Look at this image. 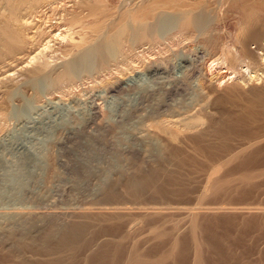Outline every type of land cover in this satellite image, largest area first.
<instances>
[{"label":"rangeland","instance_id":"obj_1","mask_svg":"<svg viewBox=\"0 0 264 264\" xmlns=\"http://www.w3.org/2000/svg\"><path fill=\"white\" fill-rule=\"evenodd\" d=\"M91 1L99 0H40L34 8L24 6L19 23L23 49L0 60V264H48L57 259L91 264V256L111 252L118 244L120 259L106 258L104 252L103 261L95 263L125 264L124 257L133 251L150 259L169 253L164 264H194L195 256L200 264H264V119L246 125L232 120L264 90V0H235L253 14L249 17H240L231 0H222L210 7V19L200 32L183 26L188 11L203 0H105V13L96 18L78 5ZM2 14L7 13L0 8ZM71 14L78 15L83 26L69 31L63 20ZM140 27L150 32H139ZM240 29L247 35L261 34L247 47L257 64L249 65L241 53ZM82 37L86 39L80 41ZM101 42L106 58L95 59L92 53L88 58ZM228 60L238 61L227 66ZM37 64L45 66L44 71L34 75L31 67ZM51 119L57 125H51ZM37 122H43L38 131L33 128ZM219 128H226L228 135L220 136ZM155 138L166 150L161 157L149 151L148 143ZM19 141L34 159L32 164L16 149ZM114 153L121 172L111 173L115 186L120 183L113 196L100 185ZM142 173L151 176V182L145 191L129 194L123 181ZM246 173L253 174L252 179L239 181ZM28 174L39 176L31 180ZM210 177L229 183L213 193L207 188ZM109 207L136 212L124 215V227L117 232L94 221L97 218L82 217L88 210ZM154 208L161 213L146 219L138 215ZM193 213H199L194 233L198 249L190 229ZM134 217L140 220L136 223ZM152 223L169 238H156ZM77 224L87 227L77 251L47 253L56 238L42 239L52 226ZM120 235L126 237L121 241ZM175 237L181 249L171 254L168 242Z\"/></svg>","mask_w":264,"mask_h":264},{"label":"bare ground","instance_id":"obj_2","mask_svg":"<svg viewBox=\"0 0 264 264\" xmlns=\"http://www.w3.org/2000/svg\"><path fill=\"white\" fill-rule=\"evenodd\" d=\"M40 0H0V8H1V10L2 9H4V11H5V13H7L6 15H4V14H2V15H0L1 17H0V60L2 59H4V60H6V59H8L11 55H16V54H18V53H20V51H22V49H23V47H22V45H23V41H22V38H21V35H22V32H23V30H22V28L23 27H21L20 26V20H21V18H22V16H21V14H20V11L23 9V7L24 6H28L29 8H34L37 4H38V2H39ZM105 0H99L98 2L96 1V3H95V1L93 2V1H91V2H89V3H82V6L80 5L81 4V2L78 4L80 7H81V10H83V9H85V10H87L88 12V16L89 17H97V16H99V15H101V14H104L105 12H104V10H101V9H103L101 6H103V7H105L106 5H104V2ZM175 1V0H174ZM192 1V0H191ZM195 1V0H194ZM221 1L222 0H203V2L200 4V3H198L199 5H195V6H193L192 8H191V11L189 12L188 11V13L186 14V16H185V20H184V26H183V28L185 27H187L188 25H190L193 29H194V31L195 32H200L206 25H207V23H208V21H209V19H210V7L211 6H213V5H216V7L217 6H219L220 4H221ZM226 1V0H225ZM234 2H236L235 0H231L230 1V3H231V8H233L232 10L236 13V14H238V15H240V17L241 16H243V17H249V16H251V15H253L251 12H250V14H249V12L248 13H246V11L243 9V8H240V6H238L239 4H234ZM238 2V1H237ZM103 4V5H100V4ZM230 5V4H229ZM251 5H253V4H251ZM179 6V5H178ZM79 7V8H80ZM107 7V6H106ZM194 8V10H192ZM219 8V7H218ZM252 8V7H251ZM250 7H249V9H251ZM254 9V8H253ZM107 9L105 8V11H106ZM214 10V9H213ZM221 11V10H220ZM231 11V10H230ZM250 11V10H249ZM253 13H254V11H253ZM72 15V14H71ZM102 16V15H101ZM150 16V15H149ZM64 22H66V25H67V28L69 29V31H70V29L71 28H73L74 26H76V25H80L81 24V27L83 26L82 25V23H81V19L79 18V16L78 15H72L71 17H70V19H68V20H63ZM83 22V21H82ZM140 23V22H139ZM65 25V24H64ZM140 25H142V24H140ZM177 26V25H176ZM247 25L246 24H243L242 25V27H246ZM80 27V26H79ZM86 27V26H85ZM88 27V26H87ZM142 27V26H141ZM138 28V31L140 32H142V30H143V32L144 31H146L147 33L148 32H150V30H148V28ZM66 28V29H67ZM88 28H90V30H92L93 28L92 27H88ZM67 29V30H68ZM87 29V28H86ZM192 29V30H193ZM94 30V31H93ZM92 30V33L94 32V33H96L98 30H95V29H93ZM191 30V31H192ZM138 31H136L135 30V34L134 35H136V34H138L137 32ZM245 31V30H244ZM99 32V31H98ZM142 32V33H143ZM72 33H74V32H72ZM120 33V32H119ZM117 34V36H121V33L120 34ZM125 33V32H124ZM78 34V33H77ZM86 34V33H85ZM103 34V33H102ZM133 34V33H132ZM185 35V34H184ZM69 36V35H68ZM73 36V35H72ZM71 36V37H72ZM79 36V35H78ZM137 36V35H136ZM149 36V35H148ZM71 37H68V38H70V42L72 43V38ZM100 37V36H99ZM116 37V36H115ZM128 37V36H127ZM66 37L65 36H63L62 37V39H65ZM237 38H238V41H239V45H240V48H241V50L243 51V52H241V53H243V55H246L249 59H252L253 58V55L247 50V47H248V45H249V43H251V42H257L260 38H261V34H256V35H253V34H250V35H247L245 32H242L241 31V29H240V31H239V33L237 34ZM80 39V38H79ZM86 39V38H85ZM83 37L80 39V41H83V40H85ZM99 39V38H98ZM113 39H115V38H112V40ZM117 39H119V37L117 38ZM102 40V39H101ZM140 40V39H139ZM104 41V40H103ZM69 42V41H68ZM69 42V43H70ZM97 42V41H96ZM99 42V41H98ZM73 43H74V41H73ZM86 43V42H85ZM96 44V43H95ZM49 45V44H48ZM72 45V44H71ZM94 45V44H93ZM73 47H75V45H72ZM112 46V45H111ZM48 47V46H47ZM47 47H46V49H47ZM131 48V47H130ZM49 49V48H48ZM91 50V49H90ZM64 52V51H63ZM63 52H61V54L63 53ZM68 53H70L69 52V50H67V51H65L64 52V56H67L68 55ZM93 54L94 55V57H95V59H98V60H104L106 57H105V46H103V44H102V42L101 43H98V45L95 47V49L94 50H92V52L90 51V53H88L86 56H88V58H89V56H90V54ZM91 54V56H93ZM70 55V54H69ZM84 55V54H83ZM44 56V55H43ZM245 56V57H246ZM40 57V56H39ZM38 57V58H39ZM73 57V56H72ZM94 57H92V58H94ZM64 58V57H63ZM69 58V57H68ZM74 58V57H73ZM86 59H87V57H85ZM115 58V57H114ZM248 58H246V61H247V63L248 62H252L253 64L254 63H256V61L255 60H249ZM255 58V57H254ZM71 59V58H70ZM75 59H78V58H75ZM32 60H37V58L35 57L34 59H32ZM82 60V59H81ZM73 61V60H72ZM194 61V60H193ZM229 61V64H227V66H231V64H232V66H233V62L234 63H236L237 61L236 60H228ZM90 62V61H89ZM239 63V62H238ZM242 63H244V62H242ZM259 63V62H258ZM249 65H252V64H250V63H248ZM257 64V63H256ZM255 64V65H256ZM43 66V65H42ZM42 66H41V64L40 65H38L37 64V66L36 67H34V68H32L31 67V73H33L34 75H35V73H39V72H42V70L44 71V69L42 68ZM75 66V65H74ZM261 66V65H260ZM43 67H45V66H43ZM257 67H259V66H257ZM61 68V67H60ZM70 68V67H69ZM69 68H67L66 70H68ZM72 69H74V67L72 68ZM105 69V68H104ZM189 69V68H188ZM229 69V68H228ZM53 70V69H52ZM62 70V69H61ZM68 71H72V70H68ZM68 71H66L65 73H67ZM63 72V71H62ZM68 74V73H67ZM34 75H33V77H34ZM64 75V74H63ZM64 77V76H63ZM27 78V77H26ZM32 78V77H31ZM60 79V78H59ZM61 81V80H60ZM29 83V82H28ZM32 83V82H31ZM60 84V83H59ZM2 85V84H1ZM24 85V84H23ZM256 94H258L257 96H256V98H255V100L253 101V100H251V101H253V103L251 102V104H247V106L245 105V107H244V112H243V110H242V112L243 113H241L239 116H235L236 118L234 119H232V120H234V123L236 124L237 123V125L238 124H242V123H248V122H254V121H256V119L259 117L260 119L261 118H263L264 119V90L263 91H260V92H258V93H256ZM44 97V96H43ZM249 103H250V101H249ZM92 106V105H91ZM54 113V112H53ZM23 115H25L26 117V119L28 118L27 117V115L25 114V113H23ZM52 116H53V114H52ZM56 116V115H55ZM14 117V116H13ZM49 117H51V116H49ZM55 119H56V117H54ZM50 119V118H49ZM58 119V118H57ZM57 119H56V122H58L57 121ZM62 119V118H61ZM16 120V119H15ZM44 120H46V119H44ZM43 120V121H44ZM47 120H48V118H47ZM258 120V119H257ZM28 121V120H27ZM49 123H51V125H53V124H56L55 123V121H52V119L51 120H49L48 121ZM59 122H61V120L59 121ZM44 123H46V121L44 122ZM53 123V124H52ZM63 123V122H62ZM62 123H58V127L60 126V128L63 126V124ZM43 124V122H37V123H35V124H33L34 125V129L36 130L37 128H39V126L41 127V125ZM234 124V125H235ZM57 125V124H56ZM246 125V124H245ZM50 126V125H49ZM55 126V125H54ZM240 126H242V125H240ZM29 127V126H28ZM51 127V126H50ZM49 127V128H50ZM56 127V126H55ZM222 127V126H221ZM229 127H231V125L229 126ZM229 127H228V129H229ZM46 127H44V129H45ZM64 128V127H63ZM233 128V127H232ZM23 129V128H22ZM39 129H42V128H39ZM43 129V130H44ZM47 129V128H46ZM53 129H54V127H53ZM55 129H58L59 131H62V130H60L59 128H55ZM231 129V128H230ZM229 129V130H230ZM26 130V129H25ZM31 130H32V128H31ZM34 130V131H35ZM48 130V129H47ZM51 130V129H50ZM68 130V129H67ZM74 130V129H73ZM234 130V129H233ZM36 131H38V130H36ZM45 131V130H44ZM63 131H64V129H63ZM228 130L225 128V130L222 128H219L218 129V133H219V135L220 136H227L228 135V132H234V131H232V129L230 130V131H228ZM26 132V131H25ZM24 132V133H25ZM28 132V131H27ZM30 132V131H29ZM33 132V131H32ZM65 132V131H64ZM64 132H63V134H64ZM69 132H71V130H69ZM68 132V133H69ZM37 133V132H36ZM47 133V131L45 132V134ZM54 133V132H53ZM61 133V132H60ZM67 133V134H68ZM229 133V134H230ZM65 134H66V132H65ZM25 135V134H24ZM47 135V134H46ZM50 135V134H49ZM69 135H71V134H69ZM72 135H73V133H72ZM161 135V134H160ZM26 136V135H25ZM24 136V137H25ZM66 136V135H65ZM154 136V135H153ZM64 137V136H63ZM72 137V136H71ZM74 137V136H73ZM19 138V137H18ZM65 138V137H64ZM152 137H150V139H151ZM154 138V137H153ZM225 137H223V139H224ZM67 139V138H66ZM149 139V138H148ZM167 139V138H166ZM179 139V138H178ZM16 140V139H15ZM24 140V139H23ZM22 140V141H23ZM69 140V139H68ZM156 140V138L154 139V140H151V141H149V147H150V150L149 151H151L152 153H154L155 155H157L158 157H161L162 155H163V153H164V151L166 152V150H164L163 151V149H162V146H159V144H158V142L157 141H155ZM55 141H57V140H55ZM134 141H136V139L134 140ZM146 141V140H145ZM144 141V142H145ZM18 142V141H17ZM138 142V141H137ZM51 143V142H50ZM55 143V142H54ZM136 143V142H135ZM139 143V142H138ZM169 143V142H168ZM132 145H133V143H131ZM200 144V143H199ZM13 145V144H12ZM64 145V144H63ZM128 145V144H127ZM136 145V144H135ZM139 145V144H138ZM164 145V144H163ZM15 146H16V149L17 150H21L22 151V153H24V156L26 157V160L28 161V162H30L31 164L34 162V159L28 154V153H26L27 151H28V149H27V151H26V149L24 148V144H22L20 141H19V143H16L15 144ZM56 146H58L57 144H56ZM66 146V145H65ZM125 146V145H124ZM134 146V145H133ZM145 146V145H144ZM148 146V145H147ZM168 146H169V144H168ZM179 146V145H178ZM205 146V145H204ZM8 147H12V146H9L8 145ZM7 147V148H8ZM64 147V146H63ZM149 147H147L146 149H148ZM65 148V147H64ZM133 148V147H132ZM166 148V147H165ZM169 148V147H168ZM208 149H209V147H207ZM206 148V149H207ZM1 149V148H0ZM4 149V148H3ZM13 149V148H12ZM92 149V148H91ZM90 149V151H91V153H92V155H93V151ZM119 149V148H118ZM144 149V148H143ZM172 149V148H171ZM205 149V148H204ZM140 150V149H139ZM169 150V149H168ZM175 150V149H174ZM12 151V150H11ZM21 151H19V153L21 152ZM173 151V150H172ZM171 151V152H172ZM206 151V150H205ZM95 152V151H94ZM148 152V151H147ZM146 152V153H147ZM168 152V151H167ZM171 152H169V153H171ZM178 152V151H177ZM201 152V151H200ZM15 153V152H14ZM18 153V152H17ZM21 153V154H22ZM174 153H175V151H174ZM173 153V154H174ZM90 154V153H89ZM137 154V153H136ZM201 154V153H200ZM23 155V154H22ZM120 155H122V153L120 154ZM124 155V154H123ZM98 156V155H97ZM136 156V155H135ZM168 156H169V154H168ZM179 156V155H178ZM96 157V156H95ZM157 157V158H158ZM172 157V156H171ZM123 158V157H122ZM181 158V157H180ZM59 159V158H58ZM86 159V158H85ZM173 159V158H172ZM176 159V158H175ZM233 159V158H232ZM91 160V159H90ZM104 160V159H103ZM112 160H113V163L109 166V169L106 171V174H105V176H104V178H103V181H102V184L100 185V187L101 188H104L105 190H107L110 194H112L113 196H114V188L115 187H117L118 185H120V183H118V185L117 186H115L116 184V182L115 181H113V180H111L110 178L111 177H113V175L111 176V173L112 172H121L120 171V160H119V158H118V154L116 153H114V157L112 158ZM178 160V159H177ZM83 161V160H82ZM86 161V160H85ZM129 161V160H128ZM234 161V160H233ZM87 162V161H86ZM178 162V161H177ZM29 163V164H30ZM62 164V163H61ZM87 164V163H86ZM80 165H82V164H80ZM84 165H85V163H84ZM83 166V165H82ZM131 166V165H130ZM86 167V166H85ZM159 167V166H158ZM64 168V167H63ZM156 168V167H155ZM217 168V167H216ZM85 169V168H84ZM142 169V168H141ZM171 169V168H170ZM215 169V168H214ZM140 170V169H139ZM159 170V169H158ZM41 171V170H40ZM42 171H43V169H42ZM45 171V170H44ZM162 171H163V169H162ZM213 172H214V170H212ZM216 171V170H215ZM137 172H138V170H137ZM144 172V171H143ZM217 172V171H216ZM84 173V172H83ZM136 173V172H135ZM141 173V172H140ZM151 173V172H150ZM215 173V172H214ZM115 174V173H114ZM127 174V173H126ZM159 174H161V173H159ZM213 174V173H212ZM212 174H211V176H212ZM35 175V174H34ZM43 175V174H42ZM102 175V174H101ZM143 175V173L141 174V175H139L138 176V174L136 175V174H133V175H129V177H127L126 179H125V181H123V182H125V185H126V188H127V190H128V192H129V194L131 193V194H136V193H139V192H141V191H145V190H143L144 188H145V186H147V183L149 182H151V179L152 178H150L151 176H147L146 174H145V176H142ZM162 175V174H161ZM165 175V174H164ZM253 174H249V173H246V175H244L243 177L241 176V179H239V181H241V182H247V181H250V179H252V176ZM30 179L31 178H33V177H38L39 175H35V176H33V174H28L27 175ZM114 176H116V175H114ZM27 177V178H28ZM119 177V176H118ZM120 177H122V176H120ZM119 177V178H120ZM154 177H155V174H154ZM153 177V178H154ZM158 177V176H157ZM28 178V179H29ZM42 178V177H41ZM41 178H39V179H41ZM119 178L117 179L118 180V182H120L119 181ZM125 178V177H124ZM163 178V177H162ZM208 178H209V176H208ZM212 178L213 177H210V181L209 182H207V188L210 190V191H212L213 193L214 192H216V193H219V192H221L223 189H224V187L226 186V184L227 183H229V181H227V180H224V179H214V180H212ZM35 179H38V178H35ZM115 179V178H114ZM32 180V179H31ZM116 180V179H115ZM122 180V179H121ZM37 181V180H36ZM41 181V180H40ZM79 181V180H78ZM156 181V180H155ZM207 181V180H206ZM33 182V181H32ZM39 182V181H38ZM38 182H37V184H38ZM81 182V181H80ZM122 182V181H121ZM160 182V181H159ZM164 182V181H163ZM34 184V183H33ZM36 184V185H37ZM41 184H43L42 182H41ZM40 184V185H41ZM153 184V183H152ZM162 184V183H161ZM35 185V186H36ZM154 185H155V183H154ZM37 186H39V185H37ZM36 186V187H37ZM152 186V185H151ZM43 187V186H42ZM78 187V186H77ZM150 187V186H149ZM154 187V186H153ZM117 189V188H116ZM151 189V188H150ZM149 189V190H150ZM160 189V188H159ZM148 191V190H147ZM152 191V190H151ZM151 191H149V192H151ZM159 191V190H158ZM176 192V191H175ZM153 193V192H152ZM160 193V192H159ZM164 193V192H163ZM182 193V192H181ZM31 194V193H30ZM162 194V193H161ZM109 195V194H108ZM112 195H110V198L112 197ZM145 195V194H144ZM149 195V194H148ZM153 195V194H152ZM143 196V195H142ZM132 197V196H131ZM134 197V196H133ZM132 197V198H133ZM157 197V196H156ZM108 198V197H107ZM139 198V197H138ZM161 198V197H160ZM140 199V198H139ZM153 199V198H152ZM114 200V199H113ZM155 200V199H154ZM153 200V201H154ZM46 201V200H45ZM137 202V201H136ZM148 202H150V201H148ZM145 203V202H144ZM143 203V204H144ZM161 204V203H160ZM148 205V204H147ZM117 206V205H116ZM139 206V205H138ZM143 206V205H142ZM158 206V205H157ZM163 206V205H162ZM156 207V206H155ZM110 208V209H109ZM108 209H100V210H96L95 212L94 211H91V210H88V211H86L85 213H83V215L84 216H82L83 218H86V219H88V220H90V219H95V218H97V219H95L94 221H96V220H98V222L99 221H101V222H103V223H107V224H109V225H111V226H113V228H115V232H117V230L119 231V229L120 228H122V227H124L123 226V224H124V220H125V218H124V215L126 216H130V213H132V212H134V211H130V210H128L127 209V211L128 212H125L126 211V209H125V207L123 208V209H125V211L124 210H122L121 208H111V207H109ZM145 208V207H144ZM153 208V207H152ZM159 208V207H158ZM165 208V207H164ZM163 208V209H164ZM167 208V207H166ZM121 209V210H120ZM139 209V208H138ZM142 209V208H141ZM145 209H148V208H145ZM160 209V208H159ZM168 209V208H167ZM182 209V208H181ZM187 209V208H186ZM193 209V208H192ZM200 209V208H199ZM162 210V209H161ZM176 210H178V209H176ZM180 210V209H179ZM190 210V209H189ZM201 210H202V208H201ZM211 210V209H210ZM214 210V209H213ZM213 210L211 211V212H213ZM130 211V212H129ZM163 211V210H162ZM168 211V210H167ZM184 211V210H183ZM193 211V210H192ZM195 211H197V210H195ZM199 211V210H198ZM215 211V210H214ZM216 211H217V209H216ZM135 212H136V210H135ZM134 212V213H135ZM169 212V211H168ZM167 212V213H168ZM174 212V211H173ZM207 212V211H206ZM161 212L158 210V209H156V208H154V209H149V210H143V212H141L140 211V213H138V215L142 218V219H146V218H151V217H153V216H155V215H158V214H160ZM164 213H165V211H164ZM176 213V212H175ZM205 213V212H204ZM166 214V213H165ZM164 214V215H165ZM171 214V213H170ZM169 214V215H170ZM173 214V213H172ZM178 214V213H177ZM186 214V213H185ZM188 214H189V211H188ZM199 213H193V214H191V216L193 215V217L191 218V220H190V229H191V234H193V236H192V238H193V243H194V246H195V248L196 249H198V245L195 243V234H196V232L198 231L197 229H198V219H197V215H198ZM136 215V214H135ZM134 215V216H135ZM202 215V214H201ZM127 216H126V218H127ZM176 216V215H175ZM158 217V216H157ZM161 217V216H160ZM187 217H189V216H187ZM199 217V216H198ZM137 218V217H136ZM169 218H170V216H169ZM169 218H168V220H169ZM174 218V217H173ZM85 219V220H86ZM129 219V218H128ZM130 219H132V218H130ZM134 219H135V217H134ZM139 219V218H138ZM138 219H135L136 220V223H137V220ZM141 219V220H142ZM190 219V218H189ZM188 219V220H189ZM205 219V218H204ZM28 220V219H27ZM50 220V219H49ZM134 220V221H135ZM140 220V219H139ZM150 220V219H149ZM198 220V221H197ZM202 220V219H201ZM131 221H133V220H131ZM144 221V220H143ZM26 222V221H25ZM37 222V221H36ZM86 222V221H85ZM100 222V223H101ZM127 222H128V220H127ZM139 222V221H138ZM163 222V221H162ZM189 222V221H188ZM187 222V223H188ZM102 223V224H103ZM123 223V224H122ZM132 223V222H131ZM135 223V222H134ZM135 223V224H136ZM44 224V223H43ZM106 224V225H107ZM127 224V223H126ZM133 224V223H132ZM132 224H129V225H132ZM147 224V223H146ZM149 224H150V222H149ZM153 224V223H152ZM25 225V224H24ZM148 225V224H147ZM151 225V224H150ZM154 225V224H153ZM158 225V224H157ZM157 225H154L153 226V230H151V231H153V232H155L157 229H158V227H160L159 225H158V227H157ZM162 225V224H161ZM59 226V225H58ZM133 226H136V225H133ZM132 226V227H133ZM142 226V225H141ZM177 226V225H176ZM64 227V226H63ZM127 226H125V228H126ZM137 227H139V226H136L135 228H137ZM152 227V226H151ZM155 227H157V228H155ZM170 227H171V225H170ZM173 227V226H172ZM175 227V226H174ZM160 228H162V227H160ZM36 229V228H35ZM47 229V228H46ZM50 229V228H49ZM49 229H47V230H49ZM86 229H87V227L85 226V225H82V224H77V225H70V226H68V228L67 227H65L64 229L63 228H61V229H56V227H54L53 228V226H52V228L49 230V232H47V234L46 235H48V236H46V235H44V236H46L47 238H45V240L44 239H42V241H45V242H47V240H49L50 238L52 239V237L53 238H56V244L54 245V243H53V245H49L50 246V248H48L47 247V253H50L51 254V252L54 254H60V253H64V252H69V253H73L74 251H77V249H79L78 247H80L82 244H83V237H84V233H86ZM111 229V228H110ZM126 229H128V228H126ZM163 229H165V228H163ZM169 229V228H168ZM171 229V228H170ZM178 229V228H177ZM113 230V229H112ZM125 230V229H124ZM131 229H129V231H130ZM137 230V229H136ZM159 230H161V229H158V231ZM176 230V229H175ZM197 230V231H196ZM127 231V230H126ZM126 231H125V234H126ZM129 231H127V232H129ZM133 231V230H132ZM141 232H142V230H140ZM150 231V230H149ZM158 231H156L155 232V234L157 235H155V237L156 238H169V236H166L165 234H166V232H165V234H164V231H166V230H163V233H159ZM45 232V231H44ZM104 232V231H103ZM110 232V231H109ZM114 232V233H115ZM139 232V231H138ZM168 232H170V231H168ZM167 232V233H168ZM172 232V231H171ZM149 233H151V232H149ZM195 233V234H194ZM121 234V233H120ZM123 234V233H122ZM124 234V235H125ZM129 234V233H128ZM153 235H154V233H152ZM169 234V233H168ZM127 235V234H126ZM43 236V235H42ZM43 236V237H44ZM110 236H112V235H110ZM121 236V235H120ZM123 237V238H122ZM126 237V236H125ZM124 236H121V238H120V240L122 241V239H124L125 238ZM128 237V236H127ZM132 237V236H131ZM152 237V236H151ZM174 237V236H173ZM114 238V237H113ZM134 238V237H133ZM176 238V237H175ZM172 239L171 240V238H170V240L171 241H169L168 242V244L170 245V251L169 252H171V254H173V253H175V252H177L178 250H180L181 249V244H180V242H178V240H177V238L176 239ZM119 240V239H118ZM119 240V241H120ZM197 240V239H196ZM211 240V239H210ZM41 241V240H40ZM42 241H41V243H42ZM118 241V242H119ZM120 241V242H121ZM130 241H132V240H130ZM167 241H168V239H167ZM115 242V241H114ZM85 243V242H84ZM113 243V242H112ZM115 243H117V242H115ZM136 244H137V242H135ZM19 244V243H18ZM18 244H16V245H18ZM44 244V243H43ZM48 244H49V242H48ZM48 244H45V246L46 245H48ZM12 245H14V244H12ZM22 245V244H21ZM35 245V244H34ZM37 245V244H36ZM39 245H41V244H39ZM53 246V247H52ZM105 246V245H104ZM111 246V245H110ZM120 246L121 245H116L113 249H111L112 251L111 252H109V250L107 251L108 253H106V251H104L105 252V254H106V258H107V255H110V256H108V258L109 257H111V258H113V257H116V258H118V259H120L121 258V254H123L122 253V251H121V248H120ZM21 247V246H20ZM20 247H19V249H20ZM31 247V246H30ZM41 247V246H40ZM135 247V244L133 245V247H132V249ZM15 248V247H14ZM22 248V247H21ZM82 248V247H81ZM104 248V247H103ZM241 248V247H240ZM105 249H109V248H107V245H106V248ZM104 249V250H105ZM136 249H137V247H136ZM229 249V248H228ZM234 249V248H233ZM15 250H17V248L15 249ZM26 250V249H25ZM42 250V249H41ZM45 250V249H44ZM93 250V249H92ZM101 250V249H100ZM133 250H135V249H133ZM244 250V249H243ZM10 251V250H9ZM21 251V250H20ZM23 251V250H22ZM125 251V250H124ZM123 251V252H124ZM131 251V250H130ZM136 251V250H135ZM231 251H232V249H231ZM16 252H18V250L16 251ZM103 251L102 252H98V254H96V253H94V254H96V255H94V256H91V258L89 259V263H91L92 264V262L93 263H95V262H99V261H103V257L105 256L104 254H101V253H104ZM133 252V251H132ZM128 252L129 253V255H128V253H127V257L125 256L124 258H125V261H124V263L125 264H164L165 262H167L168 260H169V253H168V255H158L159 257H154V258H149V257H146V258H140L138 255H137V253L136 252ZM137 252H138V250H137ZM220 252V251H219ZM227 252V251H226ZM229 252V251H228ZM71 253V254H72ZM242 253V252H241ZM101 254V255H100ZM165 254V253H164ZM170 254V255H171ZM220 254V253H219ZM222 254V253H221ZM229 254V253H228ZM12 255V254H11ZM232 255V254H231ZM226 256L227 255H225V259H226ZM228 257H230V256H228ZM62 259H57V260H54V261H51V262H49L48 264H66V262H65V260H64V263L61 261ZM105 260V259H104ZM122 260H124V259H122ZM23 262V261H22ZM100 262V263H101ZM200 262H201V259H200V257H196L195 256V259H194V264H200ZM25 263V262H24ZM24 263H20V264H24ZM70 264H71V262H70ZM95 264H97V263H95Z\"/></svg>","mask_w":264,"mask_h":264}]
</instances>
